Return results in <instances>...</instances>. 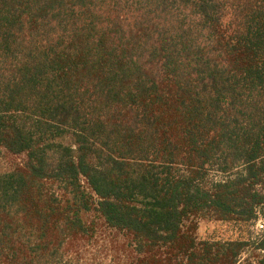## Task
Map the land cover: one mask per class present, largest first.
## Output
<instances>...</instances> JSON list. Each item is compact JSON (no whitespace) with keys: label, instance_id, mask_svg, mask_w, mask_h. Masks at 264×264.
I'll list each match as a JSON object with an SVG mask.
<instances>
[{"label":"trees","instance_id":"trees-1","mask_svg":"<svg viewBox=\"0 0 264 264\" xmlns=\"http://www.w3.org/2000/svg\"><path fill=\"white\" fill-rule=\"evenodd\" d=\"M0 146V264H264V0H0Z\"/></svg>","mask_w":264,"mask_h":264},{"label":"rangeland","instance_id":"rangeland-1","mask_svg":"<svg viewBox=\"0 0 264 264\" xmlns=\"http://www.w3.org/2000/svg\"><path fill=\"white\" fill-rule=\"evenodd\" d=\"M23 154H13L0 146V170L21 166ZM212 179H219L217 172H212ZM95 232L90 238H78L72 243L79 250L82 260L94 264H129L135 258L132 237L122 231L108 227L103 219L95 218ZM195 234L199 239L228 237L233 235L228 224L216 221L210 216L195 218ZM255 234L260 232V226L254 223L251 227Z\"/></svg>","mask_w":264,"mask_h":264},{"label":"built area","instance_id":"built-area-1","mask_svg":"<svg viewBox=\"0 0 264 264\" xmlns=\"http://www.w3.org/2000/svg\"><path fill=\"white\" fill-rule=\"evenodd\" d=\"M256 224L260 226V232L259 233L264 232V220L262 218H260L256 221Z\"/></svg>","mask_w":264,"mask_h":264}]
</instances>
